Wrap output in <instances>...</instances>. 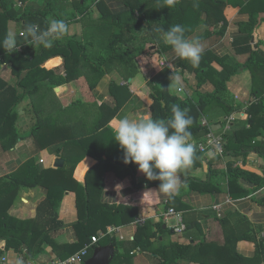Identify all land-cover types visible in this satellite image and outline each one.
<instances>
[{"label": "trees", "instance_id": "trees-1", "mask_svg": "<svg viewBox=\"0 0 264 264\" xmlns=\"http://www.w3.org/2000/svg\"><path fill=\"white\" fill-rule=\"evenodd\" d=\"M58 1L0 0V55L3 57L0 67L4 62H12L13 71L18 76V87L23 90L20 92L16 86L0 76V136L8 135L3 143L11 140L10 145H14L17 135L19 136L17 106L28 95L37 93L45 84L53 88L74 78L86 76L90 88L95 89L107 74L116 71L127 84L111 83L110 92L115 98L116 106L102 105L97 112L99 116H104V125L107 124L131 97V89L136 90L141 84L138 79L139 64L143 62L141 55L149 50L144 46L143 41L146 39L144 35L152 33L151 41L160 47L161 52L179 48L202 23H206L208 29L193 41L195 44L214 33L223 36L229 23L225 8L228 4L237 5L235 0H126V8L112 11L104 0H72L69 3L66 0H60L61 3ZM93 2L96 9L102 13L97 18L91 15ZM239 2V11L248 12L250 16L247 21L239 22L240 35L234 39L233 46L237 54L249 55L245 61H239L237 57L233 58L230 55L219 56L209 49L183 53L178 65L180 72L185 80H189L190 75L194 73L197 81L194 93L183 98L171 92L170 78H163L160 83L148 82L149 107L155 127L151 138L160 134L176 143L171 147L159 148L157 163L166 164L177 171L190 188L206 192L212 187H218V183L213 180L215 172L212 170V163L220 156L208 160L211 180H200L187 174L186 167L200 164L204 153L196 146L177 142L188 137L203 138L210 128L202 123V117L216 108H222L227 115L242 111L241 107H234L228 103L225 93L233 76L243 70L250 71L253 79L251 93L257 100L246 108L251 116L244 122L243 129L236 132L237 137L227 136L228 143L225 146V154L233 156V160L228 163L227 171L224 172L229 179V191L233 197L246 196L250 193L241 179L254 184H260L264 180L261 175L236 165L239 157L246 158L251 151L262 153L259 151L258 143L252 142L264 129V51L260 48L254 49L252 46L254 31L263 19L261 13L264 12V0ZM70 5L75 8L71 12L68 10ZM81 20L88 23L87 27L91 30L92 27L95 30L97 28L106 38L108 37L101 40L102 46L97 53L90 54L88 50V46L93 44L95 39L90 32L85 31V41L69 34V25ZM11 21L21 27L20 34L18 33L19 43L24 44L25 50L35 48L33 53L7 51L12 44L9 29ZM219 24L220 30L215 32L213 28ZM164 35L170 36L171 41L166 42ZM57 56L64 59L63 70L66 75L44 67ZM58 61L59 59L51 60L47 66L51 67ZM23 69H29L24 77ZM207 83L213 84L214 90H203ZM248 123L251 124L250 128L246 126ZM100 127L101 125L87 128V119L84 115L73 124V132H69L67 138H72L78 147L84 148V152L75 159L65 156L68 165L46 168L29 161L19 172L0 178L3 179L0 181V243L6 241V251L14 249L26 257L33 258L45 244H48L58 258L64 259L80 251L86 244L92 243L94 236L104 233L92 246L86 260L93 255L98 246L106 244H111L116 249L113 261L123 255L120 253L117 240L108 234V226L135 222L140 207L135 196H128L119 203H103L101 193L105 174L112 168L120 166L125 168L126 174L136 176L142 155L147 152L155 153L156 147L149 139L140 155L127 159L128 155L124 153L117 155L114 151L115 144L122 145V138L114 136L113 131L108 129L103 135L108 140L109 151L106 153L109 158L103 159L105 147L101 154H98V150H88L91 147L103 146L98 143L102 137L99 136L101 138L98 141L96 132L92 133ZM34 129L38 130L39 126H35ZM108 131L114 140L107 136ZM65 142L64 140L63 143L54 145L55 150L57 152L63 150L67 145ZM86 154L94 156L99 162L88 171L86 184H82L75 180L73 172L82 156ZM18 179H40L48 187L47 198L39 205L37 218L44 215L52 224L40 232L30 231L29 237L27 229L36 221L20 220L8 213L20 186ZM70 190L77 195L79 213L78 221L73 224L78 229L79 240L72 243L58 241L54 235L56 231L66 226L59 219V209L64 196ZM6 198L9 201L4 207ZM219 222L224 233L223 245L154 241L153 238L158 237L159 232L164 233L167 230L164 229V221L153 223L150 220L137 226L132 241L136 248L160 256L159 264H260L264 261V227L253 225L246 215L237 211H230L227 215L219 217ZM241 240H250L256 244L254 257H246L239 252L238 243ZM6 251L0 246V255ZM127 252L129 254V250L126 254Z\"/></svg>", "mask_w": 264, "mask_h": 264}, {"label": "crops", "instance_id": "crops-1", "mask_svg": "<svg viewBox=\"0 0 264 264\" xmlns=\"http://www.w3.org/2000/svg\"><path fill=\"white\" fill-rule=\"evenodd\" d=\"M104 1L107 7L112 11L122 10L127 6L126 0ZM243 1L250 2L252 0ZM239 3V0H235V4L237 5L228 4L225 8V14L229 23L223 36H218L214 33L195 44L193 41L208 29L206 23H202L197 28L196 32L189 37V40L179 48L161 52L157 44V49L154 48L155 45L152 44L151 47L153 48L149 49V51H151L150 53L152 54L159 55L160 67L158 64L156 67L154 59L145 54L146 56L144 59L148 58L149 60L146 59L139 64L140 73L138 79L141 84L137 86L138 88L136 90L131 89V97L119 109L117 115L105 125L104 116H99L97 112L102 105L116 106V101L111 95L110 87L111 83L127 84L120 75L113 73L107 74L95 89L90 88L86 76H80L63 85L54 86L53 88L45 84V86L40 89L42 92L39 100L31 98L30 95H28L17 106V112L19 114L17 120L19 136L17 135V140H15L16 142L14 145H10L11 140L7 143H3V140L7 139L8 135L0 136V178L19 172L29 161H33L34 165L39 167L59 168L55 166V161L60 158L64 160V165L61 167L68 165L65 156L70 157V159H75L84 152V148L78 147L72 138L67 137L69 136V132H73V124L79 121L87 111V128H94L97 125H101L99 130H94L92 133L96 132L98 141L102 137L101 142L98 143L103 145L100 148L91 147L88 150H98V154H101L103 147H105V152L102 153L103 159L109 158L106 153V151H109V148H107L108 140H106L103 135L104 132H106L105 130L108 129L113 131L115 134L114 136L122 138V145L121 143L118 145L115 144L116 148L114 151L117 155H121V153L128 155L127 159H132L140 155L145 147V143L149 139L156 147L155 153L147 152L142 155V160L139 164L136 176H133V174H126L125 168L120 166H116L107 171L105 174L104 188L101 193L102 202L108 204L119 203L128 196H135L138 201L137 205L140 207L137 219L142 218L144 222L150 220L153 223L164 221V229L167 231L164 233L159 232L158 237L153 238L154 241L166 243L175 241L182 244L209 243L223 245L224 233L219 222L216 207L220 208L224 216L230 211H237L246 215L253 225L264 227V180L260 184H254L246 179H241L242 184L250 190V193L246 196H231L229 191V179L224 174V172L227 171L228 163L233 160L231 154H224V156L212 163V170L215 172L213 180L218 183V187H212L206 192H199L197 188H190L188 183L183 181L182 176L177 171L171 169L166 164L157 163L159 148L171 147L175 145V142L169 141L160 134L151 138L155 127L152 123L151 110L149 107L150 97L148 93V82L154 81L160 83V81L166 77L164 76L166 72L163 73L161 71L162 61L167 62L168 65L171 64L174 66V75H176V78H174L172 74H170V76L172 75L173 77H168L170 78V90L172 93L178 94L183 98L191 96L194 89L197 87L194 73L190 75L189 80H185L183 74L180 72L178 65L183 53L209 49L219 56L230 55L233 58L237 57V59L242 62L248 58V54H237L233 46L234 39L240 35L239 22L247 21L250 16L248 12L241 13L239 11ZM91 15L95 18L102 15V13L96 9L95 2L92 4ZM261 17H263V19L255 29L252 46L254 49L260 48L264 51V12L261 13ZM14 24L17 23L14 21L9 22L12 45V38H18V33L21 30L19 24L16 29L13 28ZM73 24L77 27L75 31H73ZM88 25L89 24L83 20L80 21V26L79 22L71 23L68 27L69 34L76 35L78 39L84 40L86 34L85 30H91L87 27ZM220 27L221 24L214 26L213 30L215 32L219 31ZM82 28L81 34L79 30ZM92 28L95 30L94 27ZM145 38H147V40L150 38L151 41L152 33L147 34ZM164 38L166 42L171 41L170 36L164 35ZM156 50H159V52H156ZM54 59H59L57 64L48 67L47 64ZM51 60L48 61L44 67L46 69L60 70L61 74L66 75L63 70L64 59L61 56H57ZM11 64L13 71V63L11 62ZM23 71L25 70L23 69ZM168 73L171 72L169 71ZM15 76L16 77H13L15 81L12 80L13 78L10 80L6 77L2 78L11 85L16 86L21 92L23 90L18 87L17 73H15ZM179 81L180 85L178 86L177 82ZM252 82V75L250 71L247 70H243L241 73L233 76L231 81L228 82L229 93L226 95V99L230 105L241 107L242 111L227 115L222 108H216L202 117L203 120H206L211 126L215 124L219 125L214 130L217 134L224 135L226 141L225 146L228 143L227 136L232 135L237 137L238 135L236 132L243 129L244 122L249 120L251 116L246 111V108H243V105L253 103L257 100V97H253L251 93ZM174 83L176 85H174ZM62 86L65 87L61 88ZM203 90L212 91L214 90V85L207 83L203 86ZM233 115L236 117L235 119L231 118ZM48 120L52 122H46ZM250 125L251 124L248 123L246 125L247 128H250ZM35 126H39V129L35 130ZM108 134H110L109 131ZM108 134L107 136L114 140V137ZM200 139L201 138L188 137L177 143L193 146ZM64 140L66 141L65 143H67L66 147L64 146L63 150L57 152L54 145L63 143ZM252 143H258L259 151L262 153L264 152V129L261 130L259 136L256 137V140ZM262 153L251 151L246 158L243 156L239 157L236 165L264 177V154ZM213 158L211 154H204L201 158V163L197 166L187 165L186 173L200 180H211L208 160ZM243 159H245V161ZM98 162V159L90 154L83 155L73 172L75 180L79 183L86 184L88 171L97 165ZM1 180L3 179H0V181ZM7 180L11 179H6V181ZM17 182H19L20 186L8 213L20 220L36 221V223L33 222L30 224V229H27V236L29 237L30 231L40 232V230L48 228L52 224L50 219L45 218L44 215L41 216V218H37L38 207L47 198L48 187L40 179H18ZM8 201L9 200L6 198L3 204L4 207L8 204ZM171 208H174L182 215L184 223L187 226L186 229L180 232L175 230L178 220L174 215L169 214V209ZM59 219H61L66 226L54 233L56 240L68 243L78 241V229L73 225L79 219L77 195L74 191L70 190L64 196L60 204ZM138 225L141 224L135 221L120 226H108L109 228L115 229L114 233L110 235L117 240L120 253L123 254L115 260L114 264L160 263L161 258L157 254L143 249L139 250V247H135L132 240H134ZM103 234L104 233H100L99 237ZM2 242L6 243L5 240ZM102 246H111L115 249L111 244ZM127 247L129 248L127 249ZM128 250L129 254L128 252L126 254ZM238 250L244 256L252 258L256 254V244L250 240H241L238 243ZM6 255L11 262H15L22 254L14 249H8ZM55 257H57V255L53 248L45 244L43 248L33 256V259L37 262H46ZM112 261L110 264H113ZM181 262H184V260H181ZM260 264H264V261Z\"/></svg>", "mask_w": 264, "mask_h": 264}, {"label": "built area", "instance_id": "built-area-1", "mask_svg": "<svg viewBox=\"0 0 264 264\" xmlns=\"http://www.w3.org/2000/svg\"><path fill=\"white\" fill-rule=\"evenodd\" d=\"M21 34L23 35V33ZM1 61L2 58H0V62ZM231 118L235 119L236 117L233 115ZM203 123L204 125H208L210 131L203 137L201 141L197 142L195 146L204 154H211L212 157L224 156L226 143L224 135L217 134L206 120H203ZM216 209L218 211V216L223 217L224 215L220 211V208L216 207ZM169 214L174 215L178 220V223L175 227L176 231L180 232L186 229L187 226L184 223L183 217L180 213H178L174 208H171L169 209ZM136 222L142 225L144 220L142 218H138L136 219ZM114 231V228L108 227V234L114 233ZM99 238V236H94L92 238V243L86 244L80 251L64 259L55 257L46 262H37L33 258L26 257L24 254H22L15 262H11L5 253L0 255V264H83L86 260V257L89 255L90 249L96 242H98ZM0 246L4 251H6L5 243L1 242ZM140 249L141 248H139V250Z\"/></svg>", "mask_w": 264, "mask_h": 264}, {"label": "rangeland", "instance_id": "rangeland-1", "mask_svg": "<svg viewBox=\"0 0 264 264\" xmlns=\"http://www.w3.org/2000/svg\"><path fill=\"white\" fill-rule=\"evenodd\" d=\"M60 1V0H59ZM58 1V2H59ZM70 1H72V0H66V2L67 3H69ZM59 3H61V1L59 2ZM75 8H74V6L73 5H70L69 7H68V10H69V12H71L72 10H74ZM83 23V22H82ZM82 23H81V25H82ZM79 26H80V22H79ZM83 26H84V24H83ZM16 27H18V24H14V26H13V28H15L16 29ZM257 28V27H256ZM77 29V27H75V24H73V31H75ZM82 30H83V28L81 29V30H79V32H81V34H82ZM85 31H88V30H85ZM151 31V30H150ZM88 32H90L91 33V35H92V37H94L95 39L93 40V44H90L89 46H88V50H89V52H90V54H93V53H97L98 52V50L101 48V46H102V44H101V40L102 39H104V38H106V36H105V34H102L101 33V31L100 30H95V31H93V30H89ZM255 32V31H254ZM80 35V34H79ZM147 35V34H146ZM146 35H144L143 37L145 38V36ZM81 37V36H80ZM108 38V37H107ZM106 38V39H107ZM13 39V45L11 44L9 47H8V49H7V51H11V52H14V51H19L20 53H29V54H31V53H33L34 51H35V48H30V49H28V50H25V46H24V44L23 43H19V37L17 38L16 37V39L13 37L12 38ZM107 41V40H106ZM143 43H144V46L145 47H147L148 49H151V48H153V47H151L152 46V44L153 45H155V48H156V44L155 43H153L152 41H150V38H148V40H147V38L143 41ZM151 51H149V50H147V52L145 53V54H147L150 58H152V59H154V63H155V65H156V67H157V64L159 65V67H160V64H159V55L158 54H152V53H150ZM145 54H142L141 55V57H143L142 58V60L144 61V60H146V59H148V58H145L144 59V57L146 56ZM152 54V55H151ZM15 55H17V53H15ZM144 55V56H143ZM29 56V55H28ZM140 57V58H141ZM0 58H3L2 57V55H0ZM149 60V59H148ZM4 68V69H3ZM161 71L163 72V73H165L164 74V76H166L165 78H168L169 76H170V74H172V75H174V66H172L171 64H167V62H161ZM3 69V70H2ZM166 70H168V71H166ZM171 72V73H168V72ZM13 72L14 71H12V64H11V62H8V63H5L4 62V64H1V67H0V74H1V77H6V78H9V80L11 79V78H13V77H16L15 76V72H14V76H13ZM24 72V71H23ZM22 72V73H23ZM58 72H60V70H58ZM168 73V74H167ZM113 74H117V75H120L118 72H113ZM3 75V76H2ZM27 75V74H26ZM170 76V77H173V76ZM13 76V77H12ZM121 77V76H120ZM174 78H176V75H174ZM12 80H14L15 81V78H13ZM125 81V80H124ZM181 81V80H180ZM180 81L179 82H177L178 83V86L180 85ZM15 83V82H14ZM174 85H176L175 83H174ZM180 90V89H179ZM41 92L42 91H38L37 93H33V94H31L30 95V97L31 98H35L36 100H39L40 99V95H41ZM194 93V92H193ZM228 93H229V91H227L226 93H225V95H228ZM253 97H254V95H253ZM251 103H249V104H244L243 105V108H247V107H249V105H250ZM221 109V108H220ZM87 111L85 112V114H84V116H85V118L87 119V117H86V115H87ZM225 114H227L226 112H224ZM202 123H203V118H202ZM204 124V123H203ZM203 138H201L199 141H201ZM198 141V142H199ZM176 144V143H175ZM196 145V144H195ZM195 145H193V146H195ZM115 263V261H113V264Z\"/></svg>", "mask_w": 264, "mask_h": 264}, {"label": "water", "instance_id": "water-1", "mask_svg": "<svg viewBox=\"0 0 264 264\" xmlns=\"http://www.w3.org/2000/svg\"><path fill=\"white\" fill-rule=\"evenodd\" d=\"M28 72L29 69L25 70L22 73V77H24ZM217 126L219 125L218 124L212 125V128L216 129ZM63 165H64L63 159L59 158L55 161V166L61 167ZM26 248L27 246H25V249ZM114 255H115V249L111 246L97 247L94 250L93 255L86 260L85 264H110L114 258Z\"/></svg>", "mask_w": 264, "mask_h": 264}]
</instances>
